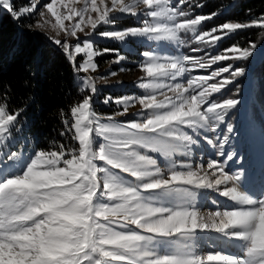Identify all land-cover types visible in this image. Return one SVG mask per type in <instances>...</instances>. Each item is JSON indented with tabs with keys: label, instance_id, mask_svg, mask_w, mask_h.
Returning a JSON list of instances; mask_svg holds the SVG:
<instances>
[{
	"label": "snow or ice",
	"instance_id": "6c2138e0",
	"mask_svg": "<svg viewBox=\"0 0 264 264\" xmlns=\"http://www.w3.org/2000/svg\"><path fill=\"white\" fill-rule=\"evenodd\" d=\"M203 7L0 0V15L20 31L43 32L59 50L81 94L58 109L61 139L40 146L25 115L34 98L11 106L0 62V264H264V163L258 175L250 171L234 122L249 69L212 68L248 61L257 44L211 54L239 32H264V15L205 28L221 12ZM123 18L131 23L118 27ZM49 28L64 38L47 36ZM95 38L134 52L143 73L136 91L99 101L115 106L110 113L95 109L97 81L118 73H90L98 56L111 54L115 64L128 57Z\"/></svg>",
	"mask_w": 264,
	"mask_h": 264
},
{
	"label": "trees",
	"instance_id": "16d2710c",
	"mask_svg": "<svg viewBox=\"0 0 264 264\" xmlns=\"http://www.w3.org/2000/svg\"><path fill=\"white\" fill-rule=\"evenodd\" d=\"M217 10L221 14L207 22L205 28L222 24L225 20H246L264 15V0H205V7L197 11L207 14ZM129 23L131 21L128 18H123L118 25L126 26ZM249 41L256 42L257 46H264V32L258 28L239 32L220 42L216 49L223 50L233 44L244 47ZM106 45L118 48L114 43ZM125 52L130 60L137 62L138 56L134 52ZM0 62L8 69L2 81L3 84L11 85V106L20 107L28 96L34 98L25 115L32 125L33 134H39V145L45 146L54 139L59 141L61 138L58 137L57 130L62 125L58 118V109L64 107L67 110V106L81 95L63 55L42 32L20 31L6 15H0ZM97 62H104V59L100 57ZM250 64L253 66L249 69V75L240 79L242 98L245 97L247 81L251 78L249 118L264 131V49L255 62L252 57L248 61H235V66L248 68ZM25 80L30 81V86L24 85ZM3 84H0V90ZM229 94L225 91L224 96ZM100 110L111 112L113 108Z\"/></svg>",
	"mask_w": 264,
	"mask_h": 264
},
{
	"label": "rangeland",
	"instance_id": "374dc122",
	"mask_svg": "<svg viewBox=\"0 0 264 264\" xmlns=\"http://www.w3.org/2000/svg\"><path fill=\"white\" fill-rule=\"evenodd\" d=\"M46 2H48V0H40V3H46ZM77 6L79 7L80 5H77ZM229 21H232V19H230ZM117 26L123 27L119 25ZM101 30H110V28H108V26H104L103 28H101ZM80 35L82 36L83 34H80ZM47 36L61 38V39L64 38L62 33H57L55 30H52L50 28L47 31ZM95 39L97 40V46L99 48L101 49L105 47L110 48L106 44L114 43L118 45V48L121 49L123 54L127 56V53L125 52V50L128 51V49L122 48L120 43L107 40V39H100V38H95ZM118 48H112V49H118ZM263 49H264V46H257L252 56L253 62L259 59ZM218 52H221V50H218L216 48L211 50L212 55H215ZM100 57L104 59V62H101V63L97 62L99 65L98 72L90 73V75H100L107 71H116L118 73L116 76L109 77L105 81H99V80L97 81V87L100 91H99V95L95 97V99L97 100V103L94 105L95 109L99 113H110L106 111H101L100 108H114L115 106L114 105L106 106L103 103H100L99 101H102L103 98L108 95H111L113 97H119L126 93H131L133 91H136V89L133 87V84L134 82L140 81V78L142 77L143 73L135 67L136 63H134L129 58L127 59L126 62H122L121 64H115V63H112L113 55L111 54H104L102 56H98L96 58V61ZM232 63L235 64V61H232ZM226 64H228L227 61H222V62H219L217 65H213L212 68L222 67ZM252 66L253 65L250 64L248 66V69H251ZM121 67H123L125 71L123 72L118 71ZM212 68L207 69V70H201V71H211ZM249 81L250 80H248L247 83ZM247 93H248V87L246 88V92L244 96L247 95ZM242 99H243V103L240 107V111L236 113V120L234 121L237 124V127L239 129L237 141L239 142L240 151L246 153V162H247V165L250 171L254 169L253 173L258 175L259 170H260V167L258 166H261V164L264 163V131L260 129L256 124L254 123L250 124L248 121L247 122L245 121V118L248 116L247 110H246L247 101L246 100L244 101L245 97ZM131 111L134 112L136 111V109H131ZM204 211L206 212L207 210L204 209ZM232 251L234 252L236 250H232Z\"/></svg>",
	"mask_w": 264,
	"mask_h": 264
}]
</instances>
